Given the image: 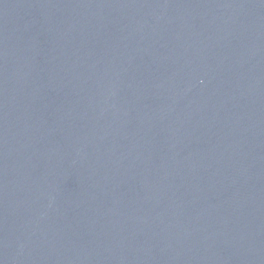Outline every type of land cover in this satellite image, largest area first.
<instances>
[{"label": "water", "instance_id": "water-1", "mask_svg": "<svg viewBox=\"0 0 264 264\" xmlns=\"http://www.w3.org/2000/svg\"><path fill=\"white\" fill-rule=\"evenodd\" d=\"M0 264H264V0H0Z\"/></svg>", "mask_w": 264, "mask_h": 264}]
</instances>
